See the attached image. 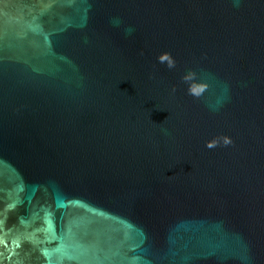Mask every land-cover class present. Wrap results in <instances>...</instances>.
<instances>
[{
  "label": "water",
  "instance_id": "water-1",
  "mask_svg": "<svg viewBox=\"0 0 264 264\" xmlns=\"http://www.w3.org/2000/svg\"><path fill=\"white\" fill-rule=\"evenodd\" d=\"M0 264H264V0H0Z\"/></svg>",
  "mask_w": 264,
  "mask_h": 264
},
{
  "label": "clouds",
  "instance_id": "clouds-1",
  "mask_svg": "<svg viewBox=\"0 0 264 264\" xmlns=\"http://www.w3.org/2000/svg\"><path fill=\"white\" fill-rule=\"evenodd\" d=\"M235 2L238 4L239 3V0H235ZM132 31V29H127V32L130 34ZM174 66V62L172 61H169V67H173ZM230 141L226 140L225 143H229Z\"/></svg>",
  "mask_w": 264,
  "mask_h": 264
}]
</instances>
